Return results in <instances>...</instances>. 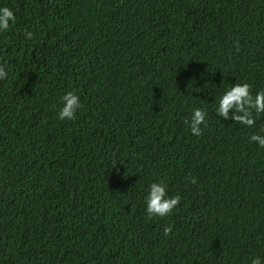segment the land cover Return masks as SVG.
Returning a JSON list of instances; mask_svg holds the SVG:
<instances>
[{"label":"trees","instance_id":"1","mask_svg":"<svg viewBox=\"0 0 264 264\" xmlns=\"http://www.w3.org/2000/svg\"><path fill=\"white\" fill-rule=\"evenodd\" d=\"M4 6L16 22L0 33V264L213 262L212 244L191 242L200 229L229 235L222 264H264V148L249 139L264 114L252 128L216 116L233 83L264 89V0ZM67 91L82 107L62 121ZM197 107L201 136L185 124ZM160 180L181 203L149 219Z\"/></svg>","mask_w":264,"mask_h":264},{"label":"clouds","instance_id":"2","mask_svg":"<svg viewBox=\"0 0 264 264\" xmlns=\"http://www.w3.org/2000/svg\"><path fill=\"white\" fill-rule=\"evenodd\" d=\"M10 22L15 24L16 16L13 10L7 6L0 7V33H6L10 29ZM24 36L26 39H32L33 33L28 30H24ZM236 50L239 51V45H236ZM8 76L5 70V65L0 64V80H5ZM62 107L57 114L59 120H75L76 112L82 107L80 98L75 91H67L61 97ZM231 113V116H230ZM264 114V89L256 91L253 94L252 85L248 82L233 83L232 86L226 89L218 100V106L216 109V116L223 118L224 120H231L237 122L245 127H254L257 118ZM208 113L204 108H193L191 118L185 120V124L188 125L190 132L194 136H201L203 134L201 125L207 126ZM264 132V128L261 129ZM250 142H255L258 147L264 148V135L251 133ZM224 155H229V152L224 150L218 155L214 161H207V167L213 168L219 165L224 158ZM116 165L113 161L112 167ZM191 183H195V178H192ZM216 184H218L216 182ZM168 185L160 180L158 182H152L148 186L147 195L144 198L145 201V213L147 218L152 217H166L173 212L181 203V196L168 194ZM144 229L146 226L141 223ZM172 225L169 224L163 228L165 236H168L172 232ZM225 240V243H223ZM204 241L212 244L214 252L212 257L213 262L206 261L205 264H222L224 260H229L231 256V242L229 235L224 238L219 234H210L200 229L197 234L191 237V242L201 245ZM190 242V243H191ZM250 264H261V259L255 257L250 261Z\"/></svg>","mask_w":264,"mask_h":264}]
</instances>
